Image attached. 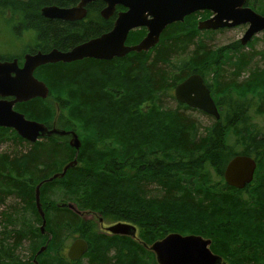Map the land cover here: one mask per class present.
<instances>
[{
    "label": "trees",
    "instance_id": "1",
    "mask_svg": "<svg viewBox=\"0 0 264 264\" xmlns=\"http://www.w3.org/2000/svg\"><path fill=\"white\" fill-rule=\"evenodd\" d=\"M73 2L0 0V21L7 15L17 16L12 32L26 39V53L31 54L66 50L112 27L114 16L103 19L99 15L104 6L101 0L88 4L85 17L76 21L40 14L44 5ZM246 4L264 15V0H246ZM202 13L167 25L158 43L147 51L110 60L47 63L34 70L48 94L44 99L17 103L15 110L48 128L75 131L80 147H71L66 135L28 142L13 129L0 127V264H34V258L38 264H82L64 255L74 238L87 241L88 264H156L149 250L124 236H112L120 237L128 248L123 259L93 256L98 226L85 214L103 222H133L145 237L140 239L150 244L170 230L202 236V228L172 226L175 219L159 217L162 213L176 216L187 206L204 213H225L222 220L213 221L215 232L211 231L223 251L236 248L239 253L247 249L264 253V201L255 191H264V124L255 127L252 122L264 114V93L255 105L253 98H239L234 92L264 89V66L254 62L257 55L264 56V48L256 50L247 44L246 49L239 40L212 46L208 34L219 30H198L196 17L209 15ZM140 30L130 31L126 43L138 42L131 40H139ZM14 58L21 60V53H0L1 61ZM205 69L217 83L215 94H221L213 98L211 85L206 83L218 119L173 96L175 85L190 74H199L205 82ZM51 98L63 110L57 118ZM165 98L175 106H166ZM143 100L150 104L147 111L138 109ZM193 112L205 115L210 123L202 124ZM235 154L257 162L253 185L240 191L223 183L221 175ZM74 158L75 166L64 176L45 181L39 188L45 219L42 232L35 186ZM232 213L251 218L233 219ZM43 245L45 249L36 255ZM251 259L243 256V264H251Z\"/></svg>",
    "mask_w": 264,
    "mask_h": 264
},
{
    "label": "water",
    "instance_id": "2",
    "mask_svg": "<svg viewBox=\"0 0 264 264\" xmlns=\"http://www.w3.org/2000/svg\"><path fill=\"white\" fill-rule=\"evenodd\" d=\"M72 7L44 5L40 14L48 19L74 21L85 16V7L95 0H76ZM104 7L100 16L108 19L114 14L117 6L123 11L116 13L110 30L62 51L52 48L47 52L37 51L26 53L22 65H18L16 58L0 60V127L13 129L18 136L28 142H35L39 138L50 135H66L69 145L75 150L80 147L78 135L73 130H64L55 126L48 128L45 124L28 119L23 113L15 110L17 103L33 98L44 99L48 94V87L37 79L34 70L47 63L72 62L83 58L110 60L123 57L130 52L147 51L155 46L163 29L172 23L181 22L184 17L196 11H209L211 15L197 22V29H222L239 25H247L239 38L241 45L257 33H264V15L251 7L244 5L245 0H101ZM145 28V35L136 43H125L129 31ZM174 97L177 101L191 108L219 118L217 106L211 97L209 88L203 78L193 73L174 87ZM76 158L66 163L61 171L55 172L35 186V205L42 219L43 232L45 219L40 202L39 188L45 181L64 176L66 170L75 166ZM256 163L248 155L235 154L225 165L223 177L225 182L235 188H242L252 179ZM67 206L76 213H81L75 206ZM112 234L135 236V225L127 222H116L106 227ZM210 240L197 234H180L170 232L160 239L153 241L146 248L154 255L156 264H222L221 257L209 248ZM41 247L38 253L43 250ZM87 250V243L82 238H76L69 245L67 256L71 260L78 259ZM34 264H38L34 258Z\"/></svg>",
    "mask_w": 264,
    "mask_h": 264
},
{
    "label": "rangeland",
    "instance_id": "3",
    "mask_svg": "<svg viewBox=\"0 0 264 264\" xmlns=\"http://www.w3.org/2000/svg\"><path fill=\"white\" fill-rule=\"evenodd\" d=\"M16 18H17L16 15H12V16L7 15L3 22L0 21V53H5L6 55L13 56L18 52V53H21V59H22L23 53L26 52V48H25L26 44H24V41H26V39L23 37H17L12 32L11 25H12V23H14ZM196 18H197V20H201V19H204L205 17L199 16ZM244 27L243 26H237L235 28H225V29H222V30H219L216 32H212V33L208 34V40L207 41H210L211 45L214 47L225 45L226 43H229L231 41H236L243 34L244 29H245ZM135 30H140V29L136 28ZM139 33L142 34L139 37V39H140L145 34V32L141 31ZM131 41H138V40L136 39V40H131ZM251 42H253V43H251ZM247 44L248 45L252 44L253 49L261 50L262 48H264V33L263 32L257 33L247 42ZM247 44L243 45V46H245L246 49H248ZM254 62L255 63L257 62L259 65L264 66V56L257 55L254 58ZM205 70L208 71L207 69H205ZM208 72L205 74L206 75L205 76V83H207L208 85L209 84L211 85V90H212V93L214 94V95L212 94V96H213V98L216 99L221 94H215V93H217V83H216V81L213 80V78H211L212 74L210 72L209 73ZM144 76H146V74L143 75V77ZM144 81H145V79H143L141 82L144 83ZM234 92L239 98H244V97L253 98V103L255 104L258 101V99H261V94L264 93V89H261L260 87H253L252 89H247V90L242 88V89H237V91H234ZM165 101H166V106L167 105L171 106V107L175 106L172 100L165 98ZM50 102L52 103L53 106H55V117L54 118H57L63 110L59 106V103L55 99L51 98ZM149 106H150L149 102L143 100L139 104L138 109H141L142 111H147ZM136 109H137V107H136ZM160 110L164 112L165 108L162 107V108H160ZM192 115L204 125H208L210 123L209 119L205 115H202V114L197 113V112H193ZM54 118H53V120L55 122ZM252 122H253V126H255V125L260 126V125L264 124V114H263V116L256 117V119H253ZM82 132H83V130H82ZM83 133L86 135L85 132H83ZM229 141H231L230 138H229ZM255 191L259 192L258 194L260 195L261 201H264L263 200L264 199L263 189L259 190V188H258V190H255ZM179 211L177 213L178 215H176V216H174V215L169 216V215L162 213L161 216L159 214V217H162L164 219L165 218L175 219L177 222H171L172 226H173L172 223H174L176 225L181 226L182 228H194V229L202 228L203 229L202 235L206 236V237L208 236L210 238H212V233H211V231H213L212 227L215 226L213 224V221L215 219L222 220L221 218H224V216H225V213L224 214L220 213V212H218V210L214 211L213 213H204L203 211H201V210L198 211L197 209H194L190 206L189 207L188 206L183 207ZM187 211L189 212V216L186 217L185 213ZM88 215L89 214H87V215L85 214V216L87 218H90V219L94 218L95 219L96 224L98 226L97 229H99V232H101V233H98V236L95 239L97 242L93 243V249H94L93 256L99 257L102 254V255L109 256V258H113L116 260L117 259L118 260L123 259V255H127V253H128V251H127L128 248H127L126 244L123 242L122 239H120V237H114V238H112V236L109 237V233L105 229L108 225L113 224L114 222H103L102 219H97L96 217H93L92 214H91V216H88ZM231 215H232L233 219L251 218V217H249V214H245V213H240V214H237V213L233 214L232 213ZM98 220H99V222H98ZM129 223H132L133 225H135L136 231H138V236L140 235V237L143 238L144 236L139 232V228H138L137 224H135L133 222H129ZM206 224H207V226H206ZM257 224L259 225L260 222H258ZM102 232L104 234H102ZM170 232H173V230H170ZM174 232H176V231H174ZM213 232H215V231H213ZM212 240L214 242H216V240H214V239H212ZM221 246L222 245H220L218 242H216L214 245H212L214 251H216L218 254L223 256V259L225 260L226 264H243V262H244L243 256H253V259H251V261H253V262H251V264H260V263H258V261H260L261 263L264 262V253L263 252H259V251L250 252L247 249L243 253H239L236 251V248H233L231 250L225 249L223 251L221 249ZM107 251L109 253H107ZM89 260H90L89 257H86V260H84L82 262V264H88Z\"/></svg>",
    "mask_w": 264,
    "mask_h": 264
},
{
    "label": "flooded vegetation",
    "instance_id": "4",
    "mask_svg": "<svg viewBox=\"0 0 264 264\" xmlns=\"http://www.w3.org/2000/svg\"><path fill=\"white\" fill-rule=\"evenodd\" d=\"M74 2L72 3V4H70V5H68V6H61V7H72V6H74L76 3H77V1L76 0H73ZM244 5H247L246 4V0H245V3H244ZM248 6V5H247ZM87 7V6H86ZM86 7H85V9H86ZM104 7V6H103ZM102 7V8H103ZM249 7H251V6H249ZM101 8V9H102ZM252 8V7H251ZM100 9V10H101ZM253 9V8H252ZM124 10V8L123 7H120V6H117L116 7V9H115V11H114V14L112 15V16H114V19H113V21H112V24H113V22H114V20H115V17H116V13L118 12V11H123ZM203 11H196V12H194V13H201V14H203L202 13ZM209 12V11H208ZM257 12V11H256ZM193 14V13H192ZM85 15H86V13H85ZM99 15H100V11H99ZM191 15V14H190ZM211 15V13L209 12V15L208 16H206L205 18H207V17H209ZM112 16H110V17H112ZM187 16H189V15H187ZM201 16V15H200ZM85 17V16H84ZM83 17V18H84ZM101 17V16H100ZM109 17V18H110ZM82 18V19H83ZM102 18V17H101ZM108 18V19H109ZM204 18V19H205ZM80 20V19H79ZM74 21H76V20H74ZM239 26H245L244 28L246 29V27H247V25H239ZM235 27H237V26H235ZM235 27H232V28H235ZM197 28V27H196ZM144 29V32L146 33V30H145V28H143ZM222 29H225V28H222ZM222 29H215V30H213V31H216V30H222ZM245 29H244V31H245ZM110 30V29H109ZM133 30H135V29H133ZM199 30V29H198ZM202 30H210V29H202ZM108 31V30H107ZM132 31V30H131ZM106 32V31H105ZM104 33V32H103ZM102 34V33H101ZM145 35V34H144ZM143 35V36H144ZM142 36V37H143ZM141 37V38H142ZM140 38V39H141ZM139 39V40H140ZM138 40V41H139ZM82 42H85V41H82ZM82 42H80V43H82ZM127 42V39H126V41H125V43ZM80 43H78V44H80ZM127 45H130V44H128V43H126ZM77 45V44H76ZM75 46V45H74ZM73 47V46H72ZM71 48V47H70ZM69 48V49H70ZM60 50V49H59ZM66 50H68V49H66ZM62 51H65V50H62ZM26 54V52L22 55V56H24ZM17 61H18V65L19 66H21L22 65V62H23V57H22V59L21 60H19V59H17ZM189 76V75H188ZM185 79V78H184ZM181 82V81H180ZM176 86V85H175ZM210 91V90H209ZM173 96H174V90H173ZM174 99H175V101H177L176 100V98L174 97ZM177 102H179V101H177ZM179 103H181V102H179ZM182 104H184V103H182ZM186 105V104H185ZM191 108V107H190ZM192 109H195V108H192ZM197 110V109H196ZM254 159V158H253ZM254 161H255V159H254ZM255 163H256V166H255V169H254V172H253V176H252V179H251V181L249 182V183H247V184H245V186L244 187H242V188H235V187H233V186H231V187H233V188H235V189H237V190H242V189H244V188H246L247 187V185H253V179H254V177H255V172H256V170H257V162L255 161ZM227 164V163H226ZM225 168V167H224ZM223 171H224V169H223ZM223 171H222V179H223V183H225V184H227L226 182H225V180H224V177H223ZM219 182H221L220 180H219ZM222 183V182H221ZM228 185V184H227ZM228 186H230V185H228ZM247 195V192L245 193V194H243V196H246ZM87 215V214H86ZM88 216H91L90 214L88 215ZM98 222H99V220H98ZM106 229V228H105ZM107 231V230H106ZM96 232H98V233H101V232H99V229L96 231ZM108 233H109V237H111V236H113V235H116V236H124V237H129V238H131L132 240H134V241H136V242H138V243H141L142 245H143V247H145L146 248V246L147 245H149V244H146V243H144L141 239H140V235L138 236V231H136L135 230V236L134 237H131V236H128V235H119V234H112V233H110L109 231H107ZM102 234H104L103 232H102ZM203 236V235H202ZM204 238H206V239H209L210 240V244H209V248H210V250L214 253V254H217V255H219L220 257H221V263L222 264H226L225 263V260L223 259V256L222 255H220V254H218L216 251H214V249H213V247H212V245H214L215 244V242L212 240V238H210V237H206V236H203ZM76 238H74L73 240H75ZM72 240V241H73ZM85 240V239H84ZM72 241L69 243V245L72 243ZM86 241V240H85ZM86 243H87V241H86ZM152 243V242H151ZM150 243V244H151ZM69 245L65 248V251H64V255H65V257H66V259L68 260V261H70V262H77V261H84V260H86V256H87V252H88V250H89V247H88V243H87V250L78 258V259H75V260H71V259H69L68 258V256H67V250H68V247H69ZM42 247H45V245H43ZM45 249V248H44ZM43 249V250H44ZM147 249V248H146ZM39 250V249H38ZM43 250H41L40 251V253L43 251ZM148 250V249H147ZM237 250V249H236ZM261 251V250H260ZM259 251V252H260ZM151 252V251H150ZM152 253V252H151ZM37 254H39L38 253V251L36 252V255ZM153 254V253H152ZM154 256V255H153ZM154 260H155V258H154ZM258 263H260V264H264V262L263 263H261L260 261H258Z\"/></svg>",
    "mask_w": 264,
    "mask_h": 264
},
{
    "label": "bare ground",
    "instance_id": "5",
    "mask_svg": "<svg viewBox=\"0 0 264 264\" xmlns=\"http://www.w3.org/2000/svg\"><path fill=\"white\" fill-rule=\"evenodd\" d=\"M201 20H202V19H201ZM198 21H199V20H198ZM198 21H197V22H198ZM196 27H197V26H196Z\"/></svg>",
    "mask_w": 264,
    "mask_h": 264
}]
</instances>
